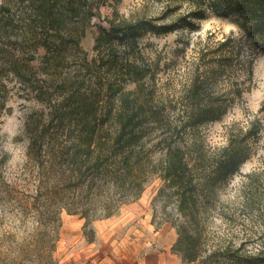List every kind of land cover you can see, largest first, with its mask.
Listing matches in <instances>:
<instances>
[{"label":"trees","instance_id":"trees-1","mask_svg":"<svg viewBox=\"0 0 264 264\" xmlns=\"http://www.w3.org/2000/svg\"><path fill=\"white\" fill-rule=\"evenodd\" d=\"M165 1L171 11L183 0ZM185 1L186 12L169 21L166 11L146 17L114 9L98 24L89 57L80 41L105 0H1L0 112L8 79L41 108L25 120L20 176L8 171L0 144V201L14 199L19 215L36 222L13 249L0 248V263L55 264L62 211L86 226L138 199L157 175L152 221L172 223L171 250L184 262L264 264V168L247 173L235 197H221L254 154L262 120L253 114L230 123L217 146L200 130L242 96L252 59L264 52V0ZM209 13L229 18L240 33L198 36L184 69L166 77L173 60L146 55L144 33L192 30Z\"/></svg>","mask_w":264,"mask_h":264},{"label":"rangeland","instance_id":"rangeland-1","mask_svg":"<svg viewBox=\"0 0 264 264\" xmlns=\"http://www.w3.org/2000/svg\"><path fill=\"white\" fill-rule=\"evenodd\" d=\"M166 4L165 0H105L87 22L80 44L91 57L97 26L105 25L103 18L111 16L114 9L125 16L146 17L166 11L167 16L163 21H169L177 13H184L188 9L185 0L171 11L165 8ZM197 24L192 30L185 28L167 33H144L142 42L146 55L152 58L159 54L167 62L173 60L164 72L166 77L177 76L184 69L198 36L212 33L220 38L230 30L240 33L239 27L229 18L212 13L198 20ZM180 48H184V52H179L176 57ZM241 77L246 78V74H241ZM15 83L14 79H8L7 86L1 90V93H6V106L0 112V144L9 152L7 169L14 178L20 176L26 159L28 141L24 136L25 120L31 112L41 108L40 103L27 97L23 87ZM243 85L242 96L224 115L200 126L209 145L223 144L227 126L234 121L244 124L253 114L260 117L264 126V109L261 110L264 104V52H256L252 59V75L245 79ZM132 87L129 85L127 88ZM262 135L254 144V154L241 165L239 172L233 175L221 193L222 199L235 197L236 193H240L242 181H246L245 175L264 168L261 166L264 161V131ZM261 176L264 177V171ZM160 185L161 179L152 175L138 199L122 204L109 217L95 219L86 226L84 218L78 214L62 211L56 227L55 264H194L184 262L180 253L171 250L176 238L172 223L168 221L156 225L152 221V200ZM215 221L218 223L221 220L216 218ZM34 226L36 222L31 217L19 215L14 199L9 198L3 203L0 201V248L13 249L15 241L29 236ZM223 226L227 225L223 223ZM90 228L93 232H90Z\"/></svg>","mask_w":264,"mask_h":264}]
</instances>
